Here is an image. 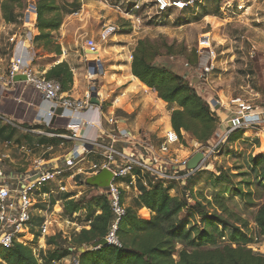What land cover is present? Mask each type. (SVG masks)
Masks as SVG:
<instances>
[{
	"label": "rangeland",
	"instance_id": "374dc122",
	"mask_svg": "<svg viewBox=\"0 0 264 264\" xmlns=\"http://www.w3.org/2000/svg\"><path fill=\"white\" fill-rule=\"evenodd\" d=\"M30 2L34 1L27 0L26 4L28 5ZM132 2L136 1L54 0V4L60 9L61 24L59 29L50 31L48 37L42 38L43 50L52 52L53 58H56L59 54H56L55 50L66 49L69 54L68 58L75 68L73 77L78 79L81 85L82 82H86L85 89L90 88L91 91V87H95L98 94L101 95L100 91L104 85L108 86L109 93L116 95L120 90L109 86L110 75L112 72H116L122 77L128 73L127 68L129 61L131 63L132 50L139 39L148 38L158 42L165 40L171 49L169 52L162 49L155 62L166 63L183 73L186 72L185 62L192 66L197 65L200 54L198 42L202 36L209 34L217 54V62L208 77L207 86L209 88L205 91L207 95H204V98L211 109L215 111L217 128L229 117L216 112L214 108L216 101L224 103L225 109L235 113L236 107L230 103V100L240 97L254 106V113H259V115L256 114L257 117L264 118V0H202L193 7L185 10L173 9L162 16L156 15L151 10L148 13L147 11L141 12L139 29H135L134 32L130 26L131 20L126 15ZM26 12L24 10L20 16ZM30 17V21H33L34 15ZM107 23L115 25L117 31L107 40H101L98 37L99 30L103 24ZM85 34L96 41L101 54H99L101 64L96 66V73H91L88 70V63L93 61V56L85 53L83 49ZM2 36L0 35L1 57L9 63L11 58ZM199 92L203 95L202 91ZM158 105H162L159 106L162 114L153 117L148 114L137 116L134 111L129 115L127 117L129 129L140 133L147 132L157 142L169 125L166 121V111L163 109L165 103L160 100ZM137 119H142V121L139 123ZM155 119L159 121L151 130L149 128L156 121ZM263 129L264 121L253 129L244 128L245 135L243 137L227 141L225 146L211 155L198 168L199 172L194 175L193 190L206 204L209 213L215 211L231 224H238L237 220L240 218L245 220L252 230L255 228V213L264 202V132L255 135L249 130L256 132ZM218 134L219 131L215 135L216 140ZM189 137L191 138V135ZM181 143L182 145L172 151L177 158H182L179 157L181 155L189 154L191 156V152L197 147L188 138ZM62 149L64 146L55 145L52 150L43 153V149L38 148L36 157L48 159L59 155V151ZM259 156H261L260 159ZM87 160L92 161L93 158ZM255 160H258V165L254 163ZM29 163L30 161L26 164ZM57 166L61 168L62 163L59 162ZM25 169L26 166L8 164V170H15L14 172H24ZM73 172V170L63 171L52 182L55 188L53 196L60 198L65 193H70V198L81 200L84 208L75 212L77 215L73 213L67 215L63 209V200H57L55 205L61 209L57 212L59 210L57 208L51 217V220H55L50 223L52 232L57 228L55 222H58L65 231L72 235L81 228H86L85 225L89 222L87 220L88 210H97L96 197L100 192L96 187L85 184L84 174L80 179L73 178L76 180L75 184L73 179L68 181L67 177ZM146 179L151 186L156 184L163 187L168 186L165 182L149 176ZM58 180H62V183L59 184ZM60 185L65 187L59 189ZM171 185L173 187L170 192L179 195L181 182H174ZM78 187L80 191H78ZM122 192L124 202L128 206L131 204L134 192L127 188H124ZM36 214L34 212V216ZM141 214L144 217L147 216L146 211H142ZM191 219L197 223L200 217ZM64 220L75 221L78 230L73 229V225L65 223ZM229 230V227L225 229V235L220 237L216 246L221 247L227 242ZM35 244L36 242L33 241L32 246L35 247ZM184 247L187 250H192V247L177 243L176 253L173 255L175 260L178 258L177 252ZM213 247L215 246H204L198 249ZM248 247L255 252L264 253V236L252 241ZM69 259L71 257L56 261L55 264H71Z\"/></svg>",
	"mask_w": 264,
	"mask_h": 264
},
{
	"label": "trees",
	"instance_id": "16d2710c",
	"mask_svg": "<svg viewBox=\"0 0 264 264\" xmlns=\"http://www.w3.org/2000/svg\"><path fill=\"white\" fill-rule=\"evenodd\" d=\"M33 1L38 31L34 40L41 42L42 38L49 36L50 31L59 29L60 9L54 4V0ZM26 2L27 0H0L2 19L5 22H16L27 7ZM33 22L34 18L33 21L29 20V25ZM162 49L169 52L171 46H167L165 40L158 42L148 38L139 39L131 54V74L166 103V108L170 111V126L182 142L184 132L191 135L198 145H208L217 129L215 111L197 92L192 81L187 78V72L182 73L166 63L155 62ZM55 51L56 54L61 53L59 48ZM44 76L59 81L62 92L69 88L73 80L72 71L66 62L53 65ZM14 134L15 130H12L6 138L10 139ZM243 135V129H236L229 134L227 141L236 140ZM19 140L20 136L16 141ZM254 163L258 165V160ZM199 170L191 173L186 166L180 168V173L188 175L180 181L179 195L172 194L168 187L160 184L147 188L137 179V194L131 198V204L127 206L126 214L121 217L115 232L121 243L120 247L108 244L92 248L94 242L107 235L114 219L108 197L96 188L100 194L96 197L97 210H88L89 227H83L72 234L70 240L63 239L58 231L47 236L45 243L51 249L40 253L43 264L68 257L76 258L78 264H264V253L247 248L252 241L264 236V202L255 213L253 230L240 218L237 220L238 224H231L221 214L215 211L209 213L206 204L194 192V175ZM41 191L45 192L46 188L42 187ZM70 197V193H65L60 198L53 196L49 209L59 199L63 200V209L67 215L84 208L81 200ZM37 207L42 205L38 204ZM142 207L150 210L148 219L138 216V210ZM192 217L200 219L196 223ZM41 221V217L33 216L34 225H39ZM228 227L230 230L227 242L221 247L216 246ZM177 243L192 247V250L182 248L177 252L178 258L175 260L173 255L176 253ZM204 246L215 247L198 249ZM80 247L84 249L81 252L77 251ZM0 264H38V258L29 246L15 241L9 247L0 246Z\"/></svg>",
	"mask_w": 264,
	"mask_h": 264
},
{
	"label": "built area",
	"instance_id": "2783aa9c",
	"mask_svg": "<svg viewBox=\"0 0 264 264\" xmlns=\"http://www.w3.org/2000/svg\"><path fill=\"white\" fill-rule=\"evenodd\" d=\"M132 2L129 9L126 11L127 17L131 20L132 32L139 29L141 22V12L154 11L156 15L162 16L170 10H185L195 6L202 0H135ZM27 11L23 16L17 18V26L15 31L7 34L8 42L17 44L18 53H14L5 69L0 70V84L4 86H13L16 82L15 76L24 75L26 84L35 88L42 95L44 100L52 104V108L48 110L49 118L56 115L55 109L62 107L63 111L71 112L70 121L66 124V129L76 131L82 125L90 124L80 116L81 110L89 107L91 104L90 91H87L82 98H72L66 96L61 91L60 82L46 78L44 74L38 72L33 66V54L30 49L31 43L34 41L36 21L29 25L30 15L36 11L34 2H30L25 8ZM22 13V12H21ZM136 29V30H135ZM117 31V27L113 24H103L99 30L98 37L101 40H107ZM86 35V36H85ZM84 35V47L88 50V54L93 56L94 66H100L101 58L99 56V47L96 41ZM29 45H27V44ZM199 56L196 66L185 62L187 78L192 81L194 78L200 85L203 95L207 90V81L210 73L214 70L217 60V54L212 45V38L209 34H205L198 42ZM213 100V99H212ZM214 101V100H213ZM215 104L217 103L214 102ZM230 103L236 107L235 120L220 134L214 142L208 145H197L196 150L202 151L204 158L200 162L201 167L211 155L217 153L225 146L229 134L236 129H253L256 125L261 124L264 118H259L254 113V106L246 100L235 97L230 100ZM0 120L15 128H21V125L7 115L0 113ZM104 120L111 125V130L105 132L101 130L99 138H108V144L92 143V147H96L99 152L97 154L103 157L102 162H94L89 168V175H94L106 168L113 173V177L108 185V197L111 211L114 214V219L110 225L107 235L108 244L120 247L115 234L117 225L122 216L126 214V204L123 199L122 178L129 176L131 184L136 185L137 179H140L143 185L149 188L151 185L147 183L146 177H150L161 182H165L172 191L174 182L183 180L188 174L180 173V168L186 166L189 158H177L172 153L173 150L182 145L176 132L169 126L164 130V134L159 137L156 142L149 133L133 131L126 126L122 128L118 125V120L113 116H106ZM24 132L28 129L21 128ZM69 138V136H62ZM120 143L121 148L116 144ZM29 170L24 172H15L5 174L0 169V246L9 247L13 242L18 241L26 245L24 237L31 232L34 227L33 216L34 211L41 215L42 221L35 228L39 237L46 238L53 234L50 229L52 222L46 215V211L37 208L39 197L46 198L48 193L41 192V188L46 183L57 179L64 170L59 168L55 163L47 161L41 157H35L31 160ZM198 167V168H199ZM197 168V169H198ZM194 172V171H193ZM192 173V172H191ZM74 176V175H73ZM71 176V178H73ZM59 184L62 180L58 181ZM62 189V187H60ZM48 210V209H47ZM60 211V210H59ZM58 211V212H59ZM77 215V213H73ZM67 224H72L73 229L78 230V225L75 221L64 220ZM58 231L63 239L70 240L71 233L64 230V227L55 222ZM46 244V243H45ZM44 246L36 247L33 254L38 258V264H43L40 258V253L43 252ZM71 249V248H70ZM69 258V257H68ZM65 259V258H64ZM71 264H78L76 258L69 259ZM56 261L51 263L55 264Z\"/></svg>",
	"mask_w": 264,
	"mask_h": 264
},
{
	"label": "crops",
	"instance_id": "0c3cea01",
	"mask_svg": "<svg viewBox=\"0 0 264 264\" xmlns=\"http://www.w3.org/2000/svg\"><path fill=\"white\" fill-rule=\"evenodd\" d=\"M34 21H36V17H34ZM17 25V22H5L0 13V35H3L4 44L7 46L6 50H8L10 58H12L14 53H18L19 49H16L19 47L17 44L14 45L8 42L7 34L15 31V27ZM37 34L38 31L36 29L35 36ZM30 47L34 57L33 66L38 72L45 74L53 65L66 62L72 71V75H74L75 68L71 64L70 58H68L69 54L66 49L62 48V53H60L56 58H53L54 54L43 50L44 45L41 42H36L34 40ZM83 49L85 53H87L86 49ZM1 53L2 52H0V70L5 69L8 64L6 59L1 57ZM127 69L128 73L122 77H120L116 72H112L108 84L113 89L119 88V93L116 95L111 94L107 91L108 86L103 85V89L100 91L101 95H99L97 91L100 99V105H90L80 112V116L86 121H89L90 124L82 125L76 131L67 130L65 127L70 121V116L72 115L71 112L65 110L62 115L56 114L55 116L49 118L47 112L52 108V104L44 100L39 91L26 84L24 80H16L13 86L9 87L0 84V113L14 119L17 123H19V125H21V128L29 130L28 132H24L21 128H15L0 120V169H2L5 174L15 173V170H8V164H10L18 165L20 167L26 166L24 171H28L30 163H26L28 161L31 162V160L37 156L36 150L38 148H42L43 153H47L52 150L55 145H60L64 146V149L59 151L60 154L45 160L53 162L56 165H58L59 162L62 163L61 168L64 171L73 170V174L67 177L68 181L73 178L76 179L75 176H79L78 179H80L82 174L85 175L84 180L87 177L92 176L89 175V168L91 165L94 162L103 161V157L97 154L99 150L96 147H92V143H109L108 138H99L101 130H104L105 132H109L111 130V125L104 120L106 116H113L116 120H118L120 128H122V126L129 128L127 125V117L134 113V111L137 116L148 114L153 117L155 115L162 114V111L159 108V106L161 107L162 105H158V101L162 99L158 98L156 92L144 85L131 74L130 61ZM85 83L86 82H82L81 85L79 80L73 77L72 83L66 91H63V94L76 99L82 98L87 91H90V88L85 89ZM192 83L194 84L197 92L202 95L199 92L202 91L199 89L200 85L197 83L195 78L192 80ZM206 87L207 89L209 88V86ZM202 96L204 98V95ZM226 104L228 105V102H226ZM223 105L225 104H222V102L214 104V108L217 113L225 117H229L228 120L220 123L218 126L217 131H219V134L235 120V113L225 109ZM103 106L105 108H103ZM165 108L166 103L163 109L166 111V121L169 123V127L170 111ZM137 120L139 123L142 121V119ZM158 121V119L154 121L149 129L153 130L152 128L156 126L155 124ZM12 130H15V134L10 139H7L6 137ZM217 131L215 132V135L217 134ZM249 131L256 135L258 133H263L264 129L256 132L254 130ZM215 135L211 140L212 142L216 138ZM18 136H20L19 142L16 141ZM62 136H69V138H63ZM187 138L190 139L193 145H198L195 140L183 132L184 141H186ZM56 142L57 144H55ZM116 146L121 147L122 145L117 143ZM196 152L197 150L195 148L190 155L192 156ZM191 156L188 154L184 156L181 155L179 157L190 158ZM88 158H93V160L88 161ZM71 176H73V178H71ZM74 179L73 182L75 184L76 180ZM122 179V188L131 189L134 192L132 196H136V185L129 183V176H125ZM53 181H50L43 186V188H46L44 193H48V197L47 199L39 197L38 204L42 205V207H37L38 209L41 208L46 211V215L50 220L52 215L56 212L55 210L57 208H59V210L61 209V207L55 204L51 207V209H49L50 199L53 197V193L55 192V188L53 187L54 184L52 183ZM60 187L64 188L65 186L63 187V185H60ZM60 187L59 189H61ZM78 191H80L79 187ZM46 202L48 203L45 204ZM140 211H146L147 216H142ZM34 212L36 213V210ZM38 214H36V216L40 217L41 215ZM150 214V210L145 207L138 210V216L141 218L148 219ZM35 226L36 225L31 228L30 233L26 234L24 240L26 245L31 249L39 246L41 247L43 245L44 249H42V251L44 253L50 249V247L45 244V238L42 239L39 235H37ZM85 226L88 228V223ZM33 241L36 242L35 247L32 246Z\"/></svg>",
	"mask_w": 264,
	"mask_h": 264
},
{
	"label": "water",
	"instance_id": "95a60500",
	"mask_svg": "<svg viewBox=\"0 0 264 264\" xmlns=\"http://www.w3.org/2000/svg\"><path fill=\"white\" fill-rule=\"evenodd\" d=\"M88 50H86L87 52ZM88 53V52H87ZM95 66H94V62L90 61L88 63V70L91 73H96L95 72ZM26 77L24 75H17L15 76V80H25ZM91 105H100V99L98 97L97 94V90L95 87H91V91H90V100H89ZM63 111L62 107H58L55 109L56 114H61ZM204 155L202 151H198L195 154H193L187 164H186V168L189 169L191 172L197 170V168L200 165V162L203 160ZM113 177V173L104 168L102 169L100 172H98L97 174H94L92 176H89L85 179V183L86 185L89 186H94L97 187L101 190L102 193L104 194H108V185L111 181ZM108 245L107 239L106 238H102L96 242L93 243L92 248H97L99 246H105ZM84 249L82 247L78 248L77 251H83Z\"/></svg>",
	"mask_w": 264,
	"mask_h": 264
},
{
	"label": "bare ground",
	"instance_id": "6f19581e",
	"mask_svg": "<svg viewBox=\"0 0 264 264\" xmlns=\"http://www.w3.org/2000/svg\"><path fill=\"white\" fill-rule=\"evenodd\" d=\"M28 24H29V22H28Z\"/></svg>",
	"mask_w": 264,
	"mask_h": 264
}]
</instances>
